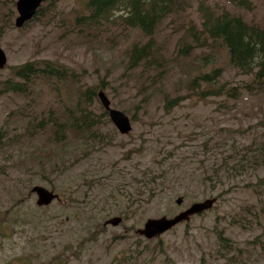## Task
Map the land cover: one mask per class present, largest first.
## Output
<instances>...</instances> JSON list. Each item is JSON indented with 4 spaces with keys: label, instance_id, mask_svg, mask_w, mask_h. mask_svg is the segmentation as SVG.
<instances>
[{
    "label": "rangeland",
    "instance_id": "rangeland-1",
    "mask_svg": "<svg viewBox=\"0 0 264 264\" xmlns=\"http://www.w3.org/2000/svg\"><path fill=\"white\" fill-rule=\"evenodd\" d=\"M16 1L0 0V47L6 55L0 84L10 75V66L53 60L75 72L76 82L71 86L103 85L98 90L106 93L112 107L130 117L131 131L120 134L103 118L99 130L107 133V145L87 147L91 156L87 158V152L77 150L83 144L80 135L68 133L64 141L54 142L50 129H45L23 137V116L17 111L21 96L0 92V264H264V249L255 239L262 233L264 214L250 191L263 170L238 168L246 163L239 158L242 155L262 153L264 159V92L236 99L199 96L202 83L188 93L190 71L198 74L211 65L203 62L212 51L201 46L188 56L177 57L159 82H152L151 77L142 81L137 71L124 69L126 46L146 39L138 30L117 22L94 25L76 19L86 11L83 0L53 1L37 19L18 27ZM198 2L191 0L184 11L160 23L155 37L166 55L176 54L174 45L188 27L187 20L198 19ZM203 2L239 13L248 21L261 23L264 17L262 0H251L249 7L229 0ZM201 54L206 60L197 66L195 59ZM215 56L220 57L225 78H240L222 47H216ZM164 93L183 96L171 112L163 108ZM37 100V112L61 107L47 91L37 95ZM98 105L93 100L89 107L98 113ZM67 149L77 151L61 159L58 154ZM202 166L221 167V177L200 183L197 174ZM94 170L95 180L105 182L107 195L94 185L90 189L73 184L77 179L82 182L83 172L89 176ZM159 174L166 176L162 183ZM140 176L144 181L154 176L159 188L154 197L149 196L152 183L137 186L135 178ZM37 184L57 192L59 199L37 206L30 192ZM137 190L141 192L139 204L133 199ZM177 197L182 198L180 205ZM207 198L215 199L210 208L156 237L136 232L148 218L171 217ZM107 199L113 200L110 207L115 209L128 206L127 217L122 216L118 225L103 224L116 215L102 216L109 207ZM246 207L251 212L241 218ZM96 217L101 226L96 225ZM59 256L61 263L56 260Z\"/></svg>",
    "mask_w": 264,
    "mask_h": 264
},
{
    "label": "trees",
    "instance_id": "trees-1",
    "mask_svg": "<svg viewBox=\"0 0 264 264\" xmlns=\"http://www.w3.org/2000/svg\"><path fill=\"white\" fill-rule=\"evenodd\" d=\"M56 0H44L38 7V12L32 20L37 19L43 14V9L48 4ZM241 6L249 7L251 0H229ZM85 13L76 16L80 17L85 22L100 25L106 22H117L121 26L133 28L140 32L145 37L143 42H132L125 48V70L127 73L131 71L138 72V78H152V82H159L171 69L172 62L177 57H184L191 54L196 46H201V50L211 52V57L203 65L211 63L208 71H200L198 74H192L191 80L188 82V93L193 91L197 84H204L200 90L199 96H223L229 99H236L245 94H255L264 92V17L261 23L246 20L241 14L231 12L227 9H218L199 0L197 4L198 19L189 18L182 34L175 43L176 54L166 55L164 47L160 44L155 34L160 23L173 14L182 12L191 5V0H83ZM264 4V0H262ZM40 13V14H39ZM198 22V23H197ZM26 24V23H25ZM217 46L223 48L226 61L233 67L235 73L240 77L233 81L232 78H225L223 75L220 57L215 56ZM200 60V61H199ZM206 58L203 54L195 59L197 66ZM179 66V63H176ZM10 75L3 79L0 84V92L13 93L21 96L20 107L17 110L23 116V137L35 136L45 129H50V137L54 142H61L67 138L68 133L80 135L83 144L77 150L87 152V147L91 148L94 144L101 146L107 145L106 135H103L99 128L103 125V118L109 122L107 111L99 106L100 112L95 113V110L89 105L93 100L99 103L98 88L101 84H80L75 83V72L66 65L55 62L49 59L28 60L20 64L9 67ZM104 82V81H102ZM49 92L56 97L61 107L54 111L48 106L41 108L40 112L36 111L38 105L37 95L43 92ZM148 97V96H146ZM164 110L171 112L177 107L183 96H167L164 93ZM21 108V110H20ZM48 110V111H47ZM124 111V110H123ZM96 127V128H95ZM3 131L0 126V135ZM19 133H15L16 139L19 141ZM19 149V146L17 144ZM77 150L67 149V153L58 154L61 159H64L68 153H73ZM85 155V154H84ZM261 154L255 156L242 155L246 163L242 164L240 169H262V175L258 176L250 188L252 196L256 199L260 206V211L264 214V159ZM253 157V158H252ZM64 165V162H63ZM53 168L56 165L52 164ZM50 167V165H49ZM63 167V166H62ZM221 168V167H220ZM220 168H205L202 166L197 178L200 177V183H207L213 178H220ZM69 169L64 168V171ZM227 171L226 168H222ZM211 173L206 176L204 173ZM93 175L85 176V172L81 174L82 182L77 179L73 184L77 186L87 185V188L92 189L93 185L102 192H106L105 182L95 180L97 170H94ZM58 174V172H57ZM70 173H68L69 175ZM161 183L166 180L165 174H159ZM87 179L97 181L92 184ZM207 179V180H206ZM139 184L147 186L152 183L154 186L148 188L149 196L154 197L157 194L155 190L154 176L148 181H144L143 176L135 178ZM56 183L51 185L55 188ZM155 190V191H154ZM138 191V190H137ZM113 192V188L110 193ZM133 199L136 204L140 203L141 192H136ZM187 195L186 192H183ZM107 195V192L106 194ZM132 195L130 192L127 195V200ZM88 197V196H87ZM114 199V198H112ZM109 207L102 213H109L127 217L128 206L123 209H115L112 206L113 200H108ZM37 205V204H36ZM40 207V206H39ZM110 211V212H109ZM248 207L245 208V213L240 214L243 218L245 214L250 213ZM80 211L77 209V216H80ZM112 217V216H111ZM87 222H91L86 219ZM120 221V222H121ZM119 222V223H120ZM96 225L101 226L100 220H95ZM111 225V224H110ZM118 225V224H117ZM262 233L255 236L257 244L264 249V222L262 224ZM19 259V257H17ZM61 263L60 256L56 258Z\"/></svg>",
    "mask_w": 264,
    "mask_h": 264
},
{
    "label": "water",
    "instance_id": "water-1",
    "mask_svg": "<svg viewBox=\"0 0 264 264\" xmlns=\"http://www.w3.org/2000/svg\"><path fill=\"white\" fill-rule=\"evenodd\" d=\"M42 0H17L15 5L18 12V16L15 19V25L21 26L27 20H29L32 15L36 12V8L41 3ZM30 4V5H29ZM6 63V55L0 47V67H3ZM98 98L101 105L107 110L108 117L114 124L116 129L121 134H126L131 130V122L126 113L114 108L110 105V100L103 90L97 92ZM31 192L36 195L35 203L39 206L49 205L53 200L59 199V194L50 190L42 185H33L31 187ZM215 201L214 198H207L202 201H197L191 203L189 206L179 211L171 217L162 215L157 218H148L145 220L142 227L137 228L136 232L143 235L146 238H152L160 235L166 230L170 229L179 222L188 220L192 215L199 214L206 209L210 208L212 203ZM176 204L180 205L182 203V198L177 197L175 199ZM121 221L120 216H112L107 218L103 224H111L113 226L119 224Z\"/></svg>",
    "mask_w": 264,
    "mask_h": 264
}]
</instances>
